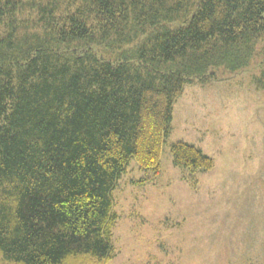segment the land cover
Returning a JSON list of instances; mask_svg holds the SVG:
<instances>
[{
	"label": "trees",
	"instance_id": "16d2710c",
	"mask_svg": "<svg viewBox=\"0 0 264 264\" xmlns=\"http://www.w3.org/2000/svg\"><path fill=\"white\" fill-rule=\"evenodd\" d=\"M258 53L264 0H0V264L114 260L130 162L160 175L187 85Z\"/></svg>",
	"mask_w": 264,
	"mask_h": 264
},
{
	"label": "rangeland",
	"instance_id": "374dc122",
	"mask_svg": "<svg viewBox=\"0 0 264 264\" xmlns=\"http://www.w3.org/2000/svg\"><path fill=\"white\" fill-rule=\"evenodd\" d=\"M217 72L177 100L161 174L130 162L114 191L108 264H264V55ZM178 141L202 149L213 169L177 168Z\"/></svg>",
	"mask_w": 264,
	"mask_h": 264
}]
</instances>
